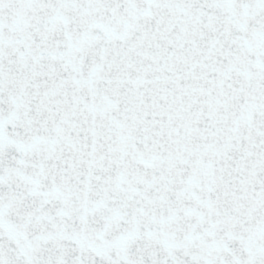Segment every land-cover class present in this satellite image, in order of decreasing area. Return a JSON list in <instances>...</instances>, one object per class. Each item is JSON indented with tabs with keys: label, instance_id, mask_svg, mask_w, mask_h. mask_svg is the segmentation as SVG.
Returning <instances> with one entry per match:
<instances>
[{
	"label": "snow or ice",
	"instance_id": "6c2138e0",
	"mask_svg": "<svg viewBox=\"0 0 264 264\" xmlns=\"http://www.w3.org/2000/svg\"><path fill=\"white\" fill-rule=\"evenodd\" d=\"M0 264H264V0H0Z\"/></svg>",
	"mask_w": 264,
	"mask_h": 264
}]
</instances>
